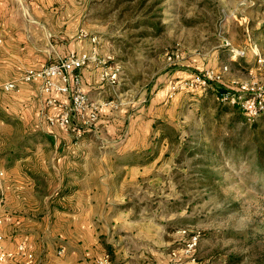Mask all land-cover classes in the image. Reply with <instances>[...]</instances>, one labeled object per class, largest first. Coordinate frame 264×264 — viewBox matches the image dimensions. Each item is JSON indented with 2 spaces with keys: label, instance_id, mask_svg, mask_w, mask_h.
I'll return each instance as SVG.
<instances>
[{
  "label": "rangeland",
  "instance_id": "1",
  "mask_svg": "<svg viewBox=\"0 0 264 264\" xmlns=\"http://www.w3.org/2000/svg\"><path fill=\"white\" fill-rule=\"evenodd\" d=\"M32 2L17 0V5L29 10ZM39 4L47 11L45 36L57 60L65 55L57 46L64 50L71 42H86L85 51L97 54L89 65L97 63L100 84L90 98L110 104L104 105L107 117L103 112L101 117L113 122V129H103L99 120L93 133L77 140L91 134L96 144L80 150L95 151L102 159L99 170L113 174L99 180L113 187L118 208L119 224L109 223L100 236L112 264H264V114L249 124L241 109L221 101L212 84L172 90L225 67L222 86L236 91L255 81L264 90V0ZM116 65L117 82L101 80ZM1 119L12 128L0 126V171L30 147L23 139L30 134L0 111ZM44 135H33L41 139L36 148L52 154L55 147L44 143ZM68 178L67 186L78 182ZM46 181L40 180L43 193Z\"/></svg>",
  "mask_w": 264,
  "mask_h": 264
},
{
  "label": "crops",
  "instance_id": "2",
  "mask_svg": "<svg viewBox=\"0 0 264 264\" xmlns=\"http://www.w3.org/2000/svg\"><path fill=\"white\" fill-rule=\"evenodd\" d=\"M46 12L39 0H34L29 10L20 8L17 0H0V85L19 79L25 67L41 69L51 59L50 63L57 61L53 54L55 46L48 43L45 36L49 28ZM63 39L66 40L65 35ZM57 48L60 55L72 51L86 53L89 44L80 42L74 46L71 42L64 50L59 45ZM95 66L97 63L88 65L81 72L82 87L89 97L100 84V72ZM50 96L43 92L39 82L22 83L18 91H2L1 113L16 121L25 134H30L23 138L30 147L25 148L24 154L14 157L12 166L1 170L7 213L3 246L7 252L15 253L5 264H97L105 255L100 242L103 229L109 223L119 222L114 216L118 208L114 204L113 187L105 179L99 183L100 178H110L113 174L99 170L102 159L95 151L80 150L96 144L91 134L79 141L75 134L50 123L49 118L59 113L57 108L45 106ZM55 97L69 102V97ZM102 112V116L107 117L109 108H103ZM101 121L102 117L103 129H113V122ZM0 126L12 128L4 119L0 120ZM39 133L45 134L44 143L50 142L55 147L54 153L48 154L43 147L36 148L41 139L33 135ZM64 150L66 154L58 153ZM81 161L85 164L81 165ZM71 169L75 171L67 172ZM52 175L66 184L51 183ZM44 177L47 179L46 193L40 186ZM68 177L78 182L67 186ZM52 242L57 244L58 252L63 250L62 254L52 247ZM21 244H25L26 252L19 255ZM28 254L33 255V262L28 261Z\"/></svg>",
  "mask_w": 264,
  "mask_h": 264
},
{
  "label": "built area",
  "instance_id": "3",
  "mask_svg": "<svg viewBox=\"0 0 264 264\" xmlns=\"http://www.w3.org/2000/svg\"><path fill=\"white\" fill-rule=\"evenodd\" d=\"M92 44H98L97 37L90 38ZM96 51L92 53H75L59 58L57 61L48 64L41 69H27L17 80L6 82L2 89L5 92L18 91L20 83H36L39 82L44 93L51 95L46 99L45 106L57 108L59 113L50 117L51 124L59 125L66 132L76 135L77 138L83 137L88 130L97 127L101 110L110 104H100L90 99L83 90L82 70L90 63L97 61ZM111 59V58H109ZM102 64L101 61H98ZM106 63V61H104ZM225 67L222 72H226ZM119 67L110 66L109 72L101 75V80L115 83ZM222 72L210 70L200 76L192 78L188 82H179L172 87L173 92L177 90L193 89L199 90L206 88L210 82H222ZM57 95L69 97V102L65 103L56 98ZM231 105H237L245 114L249 122H254L262 114H264V90H261L258 83L248 82L240 84L237 91L221 98ZM6 198L4 191V172L0 171V264H5L8 259H12L15 253L7 252L3 246L4 242V224L6 218ZM26 252L25 244H21L18 248L19 255ZM62 250L59 254H62ZM28 261L33 262V255H27ZM97 264H111L110 256L103 255Z\"/></svg>",
  "mask_w": 264,
  "mask_h": 264
},
{
  "label": "trees",
  "instance_id": "4",
  "mask_svg": "<svg viewBox=\"0 0 264 264\" xmlns=\"http://www.w3.org/2000/svg\"><path fill=\"white\" fill-rule=\"evenodd\" d=\"M210 84H212V85H215L216 86V92L219 94V97L220 98H222V97H224V96H226V95H228V94H233V93H235L236 91H234V90H230V88H227V87H225V86H222L221 84H219V83H215V82H210ZM234 109L235 108H239L237 105H231ZM240 109V108H239ZM243 114H244V112H243ZM245 115V114H244ZM263 115V114H262ZM261 115V116H262ZM260 116V117H261ZM246 117V116H245ZM259 117V118H260ZM259 118H257V120H255L254 122H249L248 120H247V118H246V120H247V122L249 123V124H251V125H255L256 124V121H258V119ZM88 132H92V130H88L86 133H88ZM258 147H261V145H258ZM110 256V255H109Z\"/></svg>",
  "mask_w": 264,
  "mask_h": 264
}]
</instances>
